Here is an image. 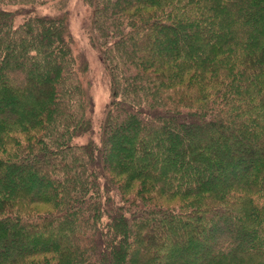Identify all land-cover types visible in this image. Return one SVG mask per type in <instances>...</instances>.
<instances>
[{"label":"trees","instance_id":"1","mask_svg":"<svg viewBox=\"0 0 264 264\" xmlns=\"http://www.w3.org/2000/svg\"><path fill=\"white\" fill-rule=\"evenodd\" d=\"M84 1L98 139L67 16L0 0V264H264V0Z\"/></svg>","mask_w":264,"mask_h":264},{"label":"rangeland","instance_id":"2","mask_svg":"<svg viewBox=\"0 0 264 264\" xmlns=\"http://www.w3.org/2000/svg\"><path fill=\"white\" fill-rule=\"evenodd\" d=\"M62 6H64L63 10L60 9ZM7 8L11 10L15 9L12 6H7ZM37 9L40 15L58 17L65 14L67 16L68 29L72 34L73 55L77 60L80 77L85 88L94 100L95 110L92 115L95 129L94 138L98 139L99 124L103 118L104 110L110 101V78L101 63L97 51L92 47L90 42L87 28L92 16V10L84 0H40ZM22 18L23 17H18L17 21ZM177 40L180 42V36H177ZM171 66L173 70H176L174 64L171 63ZM89 138L88 135H84L79 138V142L86 143ZM239 173L242 174L243 170H240ZM119 175V180L123 181L125 179V174H121L120 172L118 176ZM221 181L223 182L224 180ZM138 186H140L139 180L131 182L127 187L128 192H131V194L135 193ZM163 199L169 200V198L165 196H163ZM177 199L179 198L167 202L165 201L164 204L171 206L178 202L176 201ZM32 208L39 212L52 210L49 205L44 204L32 205ZM179 244L178 241L173 243L175 246Z\"/></svg>","mask_w":264,"mask_h":264}]
</instances>
